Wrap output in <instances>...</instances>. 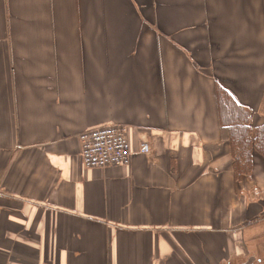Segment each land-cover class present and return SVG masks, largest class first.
Masks as SVG:
<instances>
[{
  "label": "crops",
  "instance_id": "1",
  "mask_svg": "<svg viewBox=\"0 0 264 264\" xmlns=\"http://www.w3.org/2000/svg\"><path fill=\"white\" fill-rule=\"evenodd\" d=\"M217 84L251 115L238 176ZM106 125L131 161L86 168ZM262 126L264 0H0V264L263 257Z\"/></svg>",
  "mask_w": 264,
  "mask_h": 264
},
{
  "label": "trees",
  "instance_id": "2",
  "mask_svg": "<svg viewBox=\"0 0 264 264\" xmlns=\"http://www.w3.org/2000/svg\"><path fill=\"white\" fill-rule=\"evenodd\" d=\"M216 95L219 121L221 128L227 132L234 161L233 167L238 176L248 171L252 163L249 139L251 115L236 102L224 86L217 84ZM255 141L259 147L261 146L260 149L264 148V126L256 129Z\"/></svg>",
  "mask_w": 264,
  "mask_h": 264
},
{
  "label": "built area",
  "instance_id": "3",
  "mask_svg": "<svg viewBox=\"0 0 264 264\" xmlns=\"http://www.w3.org/2000/svg\"><path fill=\"white\" fill-rule=\"evenodd\" d=\"M80 158L86 168L125 166L131 161L132 151L126 129L119 125H106L81 132ZM149 145L142 143L141 154L149 153Z\"/></svg>",
  "mask_w": 264,
  "mask_h": 264
},
{
  "label": "rangeland",
  "instance_id": "4",
  "mask_svg": "<svg viewBox=\"0 0 264 264\" xmlns=\"http://www.w3.org/2000/svg\"><path fill=\"white\" fill-rule=\"evenodd\" d=\"M258 258H261V262H259ZM248 264H264V256L263 257H257L253 261H249Z\"/></svg>",
  "mask_w": 264,
  "mask_h": 264
}]
</instances>
